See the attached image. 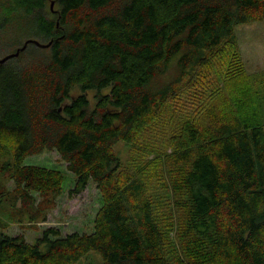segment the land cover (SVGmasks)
<instances>
[{
    "label": "trees",
    "instance_id": "trees-1",
    "mask_svg": "<svg viewBox=\"0 0 264 264\" xmlns=\"http://www.w3.org/2000/svg\"><path fill=\"white\" fill-rule=\"evenodd\" d=\"M263 19L264 0H0V49L42 44L0 62V173L14 184L0 205L61 190L60 172L23 162L51 150L70 194L93 181L102 199L90 232L47 227L28 243L0 229V264L90 251L99 264H264V93L234 30Z\"/></svg>",
    "mask_w": 264,
    "mask_h": 264
},
{
    "label": "rangeland",
    "instance_id": "rangeland-1",
    "mask_svg": "<svg viewBox=\"0 0 264 264\" xmlns=\"http://www.w3.org/2000/svg\"><path fill=\"white\" fill-rule=\"evenodd\" d=\"M49 7V3L47 8ZM52 9V6H50ZM54 8V7H53ZM48 10V9H47ZM237 35L238 46L246 72L248 82L251 88L256 92L260 88V92L264 93V19L250 23H242L234 26ZM12 48L0 49V57L7 55ZM166 79V77L164 78ZM229 86L234 85L233 82H228ZM225 95L229 93V87ZM236 87V86H235ZM234 87V88H235ZM264 87V86H263ZM233 88V89H234ZM76 92V91H75ZM93 92H89L88 96L91 99ZM180 100H187L182 98ZM258 100V99H257ZM176 104L179 100H176ZM260 112L264 116V98L260 99ZM194 105L191 106L192 112ZM172 113L170 109L165 112H160L158 116L168 117ZM189 113V112H188ZM156 119V117H155ZM155 119L153 124H155ZM165 125L162 128L158 127V135L165 136L168 129L172 131V127ZM264 128V125H263ZM169 131V132H170ZM149 144L154 145V140L149 138ZM149 147V145H146ZM169 145L162 146L163 150H168ZM168 147V148H167ZM150 148V147H149ZM116 149L122 159L127 158L128 147L122 142L116 145ZM153 148L151 152L154 153ZM153 153H148L147 157L152 158ZM9 159V151H0V162ZM25 164H35L47 169H53L60 172L61 190L57 194H34V208H21L20 202L16 201L15 205H9L10 201L4 202L5 205H0V229L5 233L15 236L22 234L28 243H34L42 234V231L47 227H56L61 235H66L71 232H90L94 226V216L98 208L102 204V199L99 190L96 188L93 181H89L86 188L78 194H70V190L74 186L75 176L67 168L66 163L60 160L59 154L55 150L45 151L40 154L27 155L23 161ZM13 182L7 174L0 173V190H12ZM30 215L34 219H30ZM100 257L97 253L90 251L83 256L76 264H99Z\"/></svg>",
    "mask_w": 264,
    "mask_h": 264
},
{
    "label": "water",
    "instance_id": "water-1",
    "mask_svg": "<svg viewBox=\"0 0 264 264\" xmlns=\"http://www.w3.org/2000/svg\"><path fill=\"white\" fill-rule=\"evenodd\" d=\"M51 6H52V3H51ZM29 42H34V43L40 44V43H39L38 41H36V40L28 39V40H26V41L24 42V44H23L21 47L17 48V50H16L15 52H12V53H9V54H7V55H5V56L0 57V62H4L5 60H7V59H9V58H11V57L17 56L18 53H19V51H20V50H23V49L25 48V46L27 45V43H29ZM40 45H42V44H40ZM44 45H48V44H44Z\"/></svg>",
    "mask_w": 264,
    "mask_h": 264
}]
</instances>
